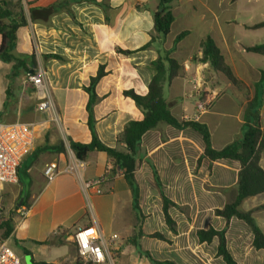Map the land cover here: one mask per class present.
Instances as JSON below:
<instances>
[{"label":"crops","instance_id":"obj_1","mask_svg":"<svg viewBox=\"0 0 264 264\" xmlns=\"http://www.w3.org/2000/svg\"><path fill=\"white\" fill-rule=\"evenodd\" d=\"M61 1L22 0L28 24L18 30L13 51L16 57L36 55V69L46 72L56 113L40 110L35 87L27 81L26 73L11 81L14 63L0 57V122L32 123L36 131L34 147L22 163L26 192L21 182L0 185V238L6 229L1 226L8 221L9 235L5 239L21 256L22 264H78L71 235L86 226H95L105 235L120 236L118 255L122 264H152L144 252L157 261L176 264H226L217 254L218 239L201 243L196 234L200 229L226 228L227 247L236 264H264V250L253 247L250 228L237 218L227 222L215 214L235 198L240 164L205 159L202 136L194 129L179 130L162 122L142 138L135 177L145 216V236L140 240L143 253L129 242L137 216L123 171L118 170L111 179L107 173L113 163L106 153L94 151L80 161L69 147V139L91 142L89 96L84 87L103 66L106 75L95 87L99 97L94 106L95 128L103 144L119 148V131L129 122L143 118V110L127 92L147 95L157 72L153 62L159 58V50L180 65L179 75L163 87L171 114L179 121L206 125L216 150L240 139L247 103L255 95V86L264 71L257 63V53L246 49L264 45L256 40V32L264 27L253 28L262 22H255L262 7L243 8L240 0H174V22L165 38L154 30L153 16L160 0H98L105 9L79 2L71 5L75 20L68 13L59 12L48 16L46 22L32 21L31 9L47 8ZM183 32L188 34L176 43ZM153 36L152 46L143 50ZM207 38L215 42L225 63L243 83L241 87L233 85L209 63L200 61L202 43ZM119 49L131 53L125 55ZM46 54H57L66 60L45 61L42 55ZM34 69L30 67L31 71ZM261 92L264 93L258 91ZM212 94L216 98L208 111L196 119L198 103ZM260 118L264 128V97ZM50 163H56L60 172L53 181L44 175ZM80 163L83 167L67 172L68 167ZM260 165L264 170V152ZM152 166L158 172L164 194L178 205L169 210L178 225L176 234L165 223ZM25 168L28 177L24 176ZM101 177L105 178L99 188L101 193L85 188L86 181ZM240 209L252 212L264 233V193L246 198ZM155 233H161L167 241L152 238Z\"/></svg>","mask_w":264,"mask_h":264},{"label":"trees","instance_id":"obj_2","mask_svg":"<svg viewBox=\"0 0 264 264\" xmlns=\"http://www.w3.org/2000/svg\"><path fill=\"white\" fill-rule=\"evenodd\" d=\"M173 1L174 0H160L158 10L154 12V30L161 38H165L170 33L174 22ZM79 2L92 3L105 9V4L98 0H63L47 8L31 9V19L32 21L42 20L46 22L48 16H51V14L66 12L75 20L71 5ZM27 24L28 22L24 14L22 0H0V34L2 36L0 57L5 62L14 63L12 72L9 75L11 81H14L21 73L27 74L30 72V67L36 68L38 66L34 53L24 54L21 57H16L13 53L17 41V32ZM262 27H264V22L253 26L255 29ZM187 34L188 32L181 33L177 36L175 42L178 43ZM154 41L155 37L153 36L152 41L144 46L143 50L150 48ZM246 49L250 52L264 55V45ZM119 52L125 55L131 53L121 49H119ZM159 53V58L153 62V66L157 72L150 82L147 95L140 96L134 92H127L143 110V118L141 120L129 122L119 131L117 137L119 148H111L103 144L95 128L96 119L94 115V106L99 101V97L95 92V87L101 78L106 75L105 68L101 66L97 75L91 78L89 86L84 87L85 92L89 96L87 112L88 127L92 137L91 142L84 144L69 139L70 149L80 161H85L90 153L94 151L106 153L113 163V167L107 173L111 179L116 175L118 170L123 171L126 182L132 192L133 210L137 216L135 233L132 238L129 239V242L143 253L140 240L145 236L143 232L145 216L140 207V186L135 177V172L140 164L139 156L141 153L142 138L144 134L157 128L162 122L179 130L185 128L194 129L202 136L205 159L210 162L218 160L237 161L241 166L235 198L223 209L216 210L215 214L224 218L227 222L232 218L243 221L253 233V247L256 250H264V233L253 218L252 212H245L240 209L243 200L264 193V170L260 165L261 156L264 152V128L260 118V108L263 104L264 93H258V91L264 92V71L261 73V80L255 86V95L247 103L241 138L233 141L220 150H216L212 146L211 134L206 125L196 121H179L171 114L169 105L163 96V87L166 82H170L179 75L180 65L175 59L171 58L167 52L159 50ZM202 53L201 62L209 63L215 71L223 73L233 85L237 87L243 85L225 63L219 48L211 38H207L202 43ZM42 58L45 61L51 59L59 61L66 60L64 57L57 54L42 55ZM8 96L10 97V92ZM61 150H64V146ZM152 170L154 182L160 192L163 203L165 223L169 230L173 234H176L178 225L171 217L169 210L173 207L177 208L178 205L166 197L158 172L154 166H152ZM19 171V182L23 184L24 191L26 192V186L28 184L22 182V165ZM24 174V176L28 177L27 168H25ZM23 206H26V204H23ZM4 226L6 229L2 234L3 239L7 238L9 235V222L4 221L1 228H4ZM196 234L201 243H211L217 238L219 241L218 256L222 257L226 264H236L227 247L226 228L223 230H216L210 227L207 230L200 229ZM151 237L167 241L165 236L161 233H155L151 235ZM144 254L149 258L152 264H176L173 261H157L152 258L149 253L144 252ZM78 264L84 263L79 260Z\"/></svg>","mask_w":264,"mask_h":264},{"label":"built area","instance_id":"obj_3","mask_svg":"<svg viewBox=\"0 0 264 264\" xmlns=\"http://www.w3.org/2000/svg\"><path fill=\"white\" fill-rule=\"evenodd\" d=\"M26 77L27 81L35 87L39 109L56 113L51 85L47 80L46 72L37 68L28 72ZM215 98L216 95L212 94L206 100L198 103L196 119H200L201 115L208 111ZM35 132V125L32 123L0 122V185L19 184V170L25 157L34 147ZM79 167H83V164L70 166L66 170L73 173ZM59 173L56 163L48 164L44 170L48 181H53ZM104 180L105 178L101 177L86 181L85 188L101 193L99 188ZM23 214L25 215L26 211ZM71 240L76 246L78 260L84 264H122L118 255L120 236L117 233L105 235L95 226H86L75 230L71 235ZM0 264H22L21 256L3 238H0Z\"/></svg>","mask_w":264,"mask_h":264},{"label":"rangeland","instance_id":"obj_4","mask_svg":"<svg viewBox=\"0 0 264 264\" xmlns=\"http://www.w3.org/2000/svg\"><path fill=\"white\" fill-rule=\"evenodd\" d=\"M240 3L242 4V7H256L259 6L262 7V13L260 12V14L256 17V21L255 22H264V0L261 1L260 3H254V4H248L247 0H240ZM258 36H256V40H258L259 42H262V44H264V28L259 30L258 32ZM257 59H258V65L264 70V56L262 55H258L256 54ZM36 69V68H35Z\"/></svg>","mask_w":264,"mask_h":264}]
</instances>
